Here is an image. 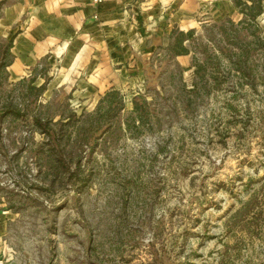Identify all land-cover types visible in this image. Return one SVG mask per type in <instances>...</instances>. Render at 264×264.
I'll return each mask as SVG.
<instances>
[{
    "label": "rangeland",
    "instance_id": "obj_1",
    "mask_svg": "<svg viewBox=\"0 0 264 264\" xmlns=\"http://www.w3.org/2000/svg\"><path fill=\"white\" fill-rule=\"evenodd\" d=\"M14 1L0 0V17ZM231 3L153 40L140 90L94 103L45 67L12 78L0 39L8 264H264V2L255 21ZM188 31V54L174 56ZM91 126L102 133L87 141Z\"/></svg>",
    "mask_w": 264,
    "mask_h": 264
},
{
    "label": "crops",
    "instance_id": "obj_2",
    "mask_svg": "<svg viewBox=\"0 0 264 264\" xmlns=\"http://www.w3.org/2000/svg\"><path fill=\"white\" fill-rule=\"evenodd\" d=\"M232 11L231 0H15L0 17V39L11 42L12 78L45 67L94 103L110 91L140 90L153 40ZM8 218L0 210V248Z\"/></svg>",
    "mask_w": 264,
    "mask_h": 264
},
{
    "label": "trees",
    "instance_id": "obj_3",
    "mask_svg": "<svg viewBox=\"0 0 264 264\" xmlns=\"http://www.w3.org/2000/svg\"><path fill=\"white\" fill-rule=\"evenodd\" d=\"M263 2H264V0H233V6L244 17V20L255 21L256 18L262 13V4H263ZM192 35H193V31H188L186 34L179 33V35H178L179 38L175 40L174 45L170 46V52L174 56H180V55L188 54L187 49L185 47H182V44H183L185 38L189 39V38L192 37ZM181 36L184 37L183 40H181ZM196 71H195V75H197ZM110 95L113 97V96L118 95V93L116 91H112L110 93H107L105 95V97H109ZM104 102H105V100L104 101L101 100L98 103L96 112L93 114V116H96V115H98L100 113L101 109H103L102 106H103ZM134 106H135L134 112L137 113L140 110V108L137 107L136 103H135ZM120 108L121 107H119L118 110H120ZM6 113L10 114L11 112L5 111L1 115H4ZM91 116L92 115H88L86 117L90 118ZM139 118H141V117L139 116ZM105 122H106V124L110 123L108 120L105 121ZM36 128L39 130L41 135L46 136L47 138L51 139L56 146L59 144L60 140L62 139V138H60V135H57V132H55L54 130H52L49 127L48 123H42L40 120H36ZM87 133H89V135L86 138V140L88 141V140H90V133H95L96 134L95 137H97L98 135H100L102 133L101 127H99V126L97 127L96 126V128H94L93 126H91L88 129ZM250 205H251V202H248L246 206L242 207V209L237 213L238 216H240V215L244 214L245 212H247V208Z\"/></svg>",
    "mask_w": 264,
    "mask_h": 264
},
{
    "label": "built area",
    "instance_id": "obj_4",
    "mask_svg": "<svg viewBox=\"0 0 264 264\" xmlns=\"http://www.w3.org/2000/svg\"><path fill=\"white\" fill-rule=\"evenodd\" d=\"M104 0H92L94 6H99ZM11 255L6 251H0V264H8L10 262Z\"/></svg>",
    "mask_w": 264,
    "mask_h": 264
}]
</instances>
